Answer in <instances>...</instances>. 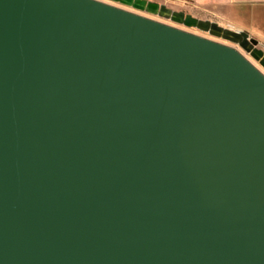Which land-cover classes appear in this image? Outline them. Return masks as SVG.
<instances>
[{"label":"water","instance_id":"95a60500","mask_svg":"<svg viewBox=\"0 0 264 264\" xmlns=\"http://www.w3.org/2000/svg\"><path fill=\"white\" fill-rule=\"evenodd\" d=\"M105 1L0 0V264H264V73L128 9L259 42Z\"/></svg>","mask_w":264,"mask_h":264},{"label":"rangeland","instance_id":"374dc122","mask_svg":"<svg viewBox=\"0 0 264 264\" xmlns=\"http://www.w3.org/2000/svg\"><path fill=\"white\" fill-rule=\"evenodd\" d=\"M102 1L110 3L105 0ZM148 1L155 2L160 5H165L167 8L176 12H184L185 14L191 15L199 20L217 23L219 26L226 29H231L236 32H247L251 38H254L259 42V48H261L264 51V16H262L263 19H261L258 13V12L264 13V5L253 4L249 6L247 4L246 5L244 4L226 5V4H215V3L202 4L195 2V0H148ZM116 6L122 7L120 5H116ZM128 10L143 15L145 17H149L153 20L165 23L167 25H171L176 28L188 31L195 35L208 38L213 41L237 48L264 73V68L261 67L257 61H255L250 55H248L244 50H242L238 45L234 43H230L222 39L211 37L209 33H205L196 28L189 29L183 25L175 24L170 19L161 18L159 16H152L147 13L136 12L131 9Z\"/></svg>","mask_w":264,"mask_h":264},{"label":"crops","instance_id":"0c3cea01","mask_svg":"<svg viewBox=\"0 0 264 264\" xmlns=\"http://www.w3.org/2000/svg\"><path fill=\"white\" fill-rule=\"evenodd\" d=\"M197 3H202V4H210V3H215V4H226V5H235V4H244V5H253V4H261L264 5V0H195ZM260 15V18L264 16V13L258 12Z\"/></svg>","mask_w":264,"mask_h":264},{"label":"flooded vegetation","instance_id":"af4514ba","mask_svg":"<svg viewBox=\"0 0 264 264\" xmlns=\"http://www.w3.org/2000/svg\"><path fill=\"white\" fill-rule=\"evenodd\" d=\"M132 10V9H131ZM174 23V22H173ZM176 24V23H175ZM179 25V24H178ZM205 33H208V32H205ZM209 35H210V33H209ZM211 37H213L212 35H210ZM215 38V37H214ZM217 39H219V38H217ZM223 40V39H222ZM224 41H226V40H224ZM229 42V41H228ZM231 43V42H230ZM257 48L258 49H260V50H262L261 48H259V45L257 46ZM263 51V50H262ZM264 52V51H263ZM249 55V54H248ZM259 63V62H258ZM261 66V65H260ZM262 67V66H261Z\"/></svg>","mask_w":264,"mask_h":264}]
</instances>
